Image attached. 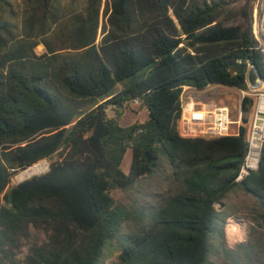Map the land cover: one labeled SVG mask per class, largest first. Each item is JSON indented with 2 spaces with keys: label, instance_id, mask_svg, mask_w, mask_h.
<instances>
[{
  "label": "trees",
  "instance_id": "1",
  "mask_svg": "<svg viewBox=\"0 0 264 264\" xmlns=\"http://www.w3.org/2000/svg\"><path fill=\"white\" fill-rule=\"evenodd\" d=\"M255 1L239 0L229 13L214 0H85L62 21L57 0H38L36 21L41 32L48 22L57 26L55 44L19 36L0 17V264H102L112 242L114 264H215L213 241L222 236L215 205L235 189L256 201L264 224V146L257 170L237 183L245 126L213 139L181 138L175 130L184 86L246 90L245 74L228 70L236 60L263 76L251 32ZM0 11L13 14L10 0H0ZM34 19L35 11L27 24ZM133 101L147 119L122 126V110ZM252 104L243 98L241 112ZM42 160L48 172L11 184ZM162 167L173 185L154 209L115 203L113 191ZM32 232L44 239L16 260Z\"/></svg>",
  "mask_w": 264,
  "mask_h": 264
},
{
  "label": "rangeland",
  "instance_id": "2",
  "mask_svg": "<svg viewBox=\"0 0 264 264\" xmlns=\"http://www.w3.org/2000/svg\"><path fill=\"white\" fill-rule=\"evenodd\" d=\"M214 1H221L224 3L225 5L223 6L222 11L229 13L233 12L238 6L243 4L242 2L239 3V0ZM10 2L13 14L8 11H0V17L14 26V32L17 35L24 37L29 35L38 42L46 40L52 44L56 43L53 39V34L57 26L50 25L48 22L45 32H41L40 23L39 21H36V19L42 18L43 14V10L38 6V0H10ZM84 3L85 0H57L56 7H58L59 13L62 16L61 20H68L72 14L82 11ZM263 3L264 0H256L254 7L259 11ZM33 11H35V23L33 27H31L27 24V19ZM44 52L45 49L41 44L35 48V53L38 55ZM148 72L149 70L145 71L143 77L146 76ZM192 92L195 93V98L197 100L229 107L231 121L234 122L237 120L241 101V95L237 89L222 85H211L204 90H194ZM107 114L111 118L115 117L112 108L107 109ZM241 118H246L247 122L243 123V121H241L240 126H245L247 128L251 118V112H241ZM146 119L147 110L138 102L133 101L122 110L120 124L122 126H127L134 122L142 123L146 121ZM231 128L235 129L236 126L232 125ZM43 161L47 163L48 169L41 174H44L49 170L50 162L47 160H42L40 162ZM130 161L131 151L129 150L125 154L121 164V169L124 173L128 172ZM20 172L21 171L15 173L14 176L18 175ZM14 176L11 179L12 185L24 181H16ZM30 178L31 177L27 179ZM172 185L173 180L170 177V171L166 167H162L155 175L139 179L129 190L113 191L112 196L115 203L118 205H123L131 209L150 211L159 204L162 195H164L167 189ZM215 208L220 212L221 220L219 221L218 228L222 230V236H219L218 239L213 241L214 249L210 255V261L215 264H221L222 255H228L230 256L231 261H233L230 264H264V224L261 221V210L256 201L252 197L245 195L242 191L235 189V191L227 196L222 205L217 204L215 205ZM231 221L237 226V242H232L227 233V225ZM131 228L132 225L127 224L123 227V232L127 233ZM43 239V235L32 232L29 240L21 242L19 249L15 252L14 258L16 260H21L28 253V246L32 241L40 242ZM223 240L225 246L222 244ZM249 246L254 247L251 248L252 253L247 255L244 252V248ZM118 253V248L115 242L107 244L103 250L102 264H114Z\"/></svg>",
  "mask_w": 264,
  "mask_h": 264
},
{
  "label": "built area",
  "instance_id": "3",
  "mask_svg": "<svg viewBox=\"0 0 264 264\" xmlns=\"http://www.w3.org/2000/svg\"><path fill=\"white\" fill-rule=\"evenodd\" d=\"M251 32L262 55L263 76L260 75L258 88L251 89L246 83V90H238L241 100L246 97L251 99L253 104L245 135L247 149L234 180L237 183L249 172L257 170L264 146V3L259 11L256 7L253 8ZM235 63L243 64L240 60H236ZM244 65L246 69L255 68L249 62ZM189 91L190 87L184 86L180 94V114L175 122V130L179 137L213 139L238 135L242 121L241 110L237 120L233 122L229 107L197 100L195 94ZM232 125L236 128L232 129Z\"/></svg>",
  "mask_w": 264,
  "mask_h": 264
},
{
  "label": "bare ground",
  "instance_id": "4",
  "mask_svg": "<svg viewBox=\"0 0 264 264\" xmlns=\"http://www.w3.org/2000/svg\"><path fill=\"white\" fill-rule=\"evenodd\" d=\"M47 169H48L47 163L39 162L21 171L18 175H15L14 177L16 181H21L33 175L41 174L45 172ZM227 233L232 242H237L238 230H237V226L232 221L227 225Z\"/></svg>",
  "mask_w": 264,
  "mask_h": 264
},
{
  "label": "water",
  "instance_id": "5",
  "mask_svg": "<svg viewBox=\"0 0 264 264\" xmlns=\"http://www.w3.org/2000/svg\"><path fill=\"white\" fill-rule=\"evenodd\" d=\"M228 70L231 75L245 74V80L249 88L256 89L260 86L261 76L255 68L246 69L244 64L233 63Z\"/></svg>",
  "mask_w": 264,
  "mask_h": 264
},
{
  "label": "crops",
  "instance_id": "6",
  "mask_svg": "<svg viewBox=\"0 0 264 264\" xmlns=\"http://www.w3.org/2000/svg\"><path fill=\"white\" fill-rule=\"evenodd\" d=\"M192 91H194V89L190 88V93L195 94V93L192 92ZM119 123H120V121H119ZM120 125H121V124H120Z\"/></svg>",
  "mask_w": 264,
  "mask_h": 264
}]
</instances>
